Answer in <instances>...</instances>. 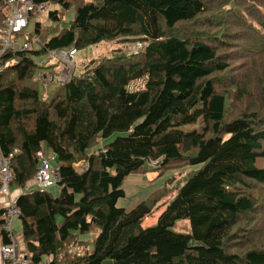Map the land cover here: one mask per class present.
Segmentation results:
<instances>
[{"label": "trees", "instance_id": "trees-1", "mask_svg": "<svg viewBox=\"0 0 264 264\" xmlns=\"http://www.w3.org/2000/svg\"><path fill=\"white\" fill-rule=\"evenodd\" d=\"M34 2L60 7L48 14L54 26L36 23L28 38L40 47L0 57V151L12 185H34L46 150L61 177L57 196L17 199L33 264H264V0ZM7 14L0 0V27ZM122 41L143 48L89 60L54 93L40 91L54 82L35 79L60 64L36 57ZM204 87L203 103L168 120ZM115 134L124 135L100 145ZM152 164L195 168L144 227L162 193L131 210L118 201L125 180ZM184 219L189 235L170 230ZM240 235L249 239L238 252Z\"/></svg>", "mask_w": 264, "mask_h": 264}, {"label": "rangeland", "instance_id": "rangeland-1", "mask_svg": "<svg viewBox=\"0 0 264 264\" xmlns=\"http://www.w3.org/2000/svg\"><path fill=\"white\" fill-rule=\"evenodd\" d=\"M51 10L59 9V6H51ZM75 7L70 8L66 14L64 19L60 22L59 29H68L71 25V22L73 21L75 17ZM49 12H46L37 18H35L32 21L31 26L29 27L27 33L31 34L33 33L34 24L41 23L44 27H52L54 26V23L51 22L49 16ZM40 47V44L34 47V49H37ZM143 46L139 44V42H112V43H101L96 46H92L90 48H87L82 51H78L74 57L73 66H74V75L79 76L83 72V67L85 66V63L92 59H99L106 56H111L112 52L116 49L122 50V52L128 56L138 54L142 50ZM50 53L46 54L43 57H36L35 60L37 64L42 65L45 62L49 63L53 60L55 62H58L60 64L59 70L62 68L63 63L60 60L51 59ZM261 69L264 70V66H260ZM48 71V70H47ZM45 69H43L40 74L41 77H37L35 80H45L41 81V83L46 82L47 84H50L47 80L50 75ZM44 77V78H43ZM57 83H51L49 86L40 85V91L41 92H47L50 94L54 93L57 88ZM207 92V88L204 87L200 90L198 95H196L190 102L186 104H176L175 107H173L169 111L168 120L174 122L177 121L181 116L185 115L191 108L198 105L202 102V98L204 94ZM254 103L256 100H254ZM257 103V102H256ZM200 105V104H199ZM124 134H115L109 139H104L101 141V146L105 144L112 143L115 138L118 136H123ZM45 156L50 159V163L57 167V162L54 159L52 160L53 154L50 150H46ZM82 164H80L81 166ZM157 167V164L150 165L146 171H143L141 174H132L130 175L123 184V190L125 192L124 198L120 199L118 201V207L124 208L127 210L133 209L136 205L140 204L141 202H145L151 197L155 196L158 192L162 193V197L158 195L155 196L156 201L158 203L155 205L153 214L150 217H147L145 219V222L143 224L144 227H150L156 224V221L158 219V216L161 215V213L165 210V206L168 204V202L175 196V194L178 191V188L184 183L185 179L188 177L191 170H194L195 167L190 166H184L180 167L179 169H174L166 172L155 170ZM81 168V167H80ZM78 168V169H80ZM14 185L12 186V188ZM16 187V186H15ZM37 188L35 186H32L31 190L32 192L35 191ZM53 194V196H57L59 194V187H53L49 190ZM14 229L16 232V239L18 244L21 243L22 238V231H21V222L20 220H16L14 222ZM170 230L177 234H184L189 235L191 233V225L189 219L179 220L177 221L174 226L170 228ZM99 233V232H98ZM98 233L96 232L93 237L96 238ZM243 235H240L237 243V249L238 252L240 250L247 247L246 242L249 239L248 237H242ZM91 237V236H90ZM92 238V237H91ZM19 240V241H18ZM23 242V239H22ZM19 244V245H20ZM24 245V244H23Z\"/></svg>", "mask_w": 264, "mask_h": 264}, {"label": "built area", "instance_id": "built-area-1", "mask_svg": "<svg viewBox=\"0 0 264 264\" xmlns=\"http://www.w3.org/2000/svg\"><path fill=\"white\" fill-rule=\"evenodd\" d=\"M7 9V18L0 27V42L2 50L0 57L6 51H29L40 44L37 36L29 40L27 33L32 21L38 16L49 12L51 5L47 3H36L34 0H3ZM35 25V24H34ZM53 58L60 60L63 65L57 76H49L48 81L65 84L70 81L74 74L73 61L77 53L76 50L68 52H49ZM41 77V76H40ZM44 78V77H43ZM45 152L39 153V163L35 176L34 186L37 190L49 191L58 186L61 180L58 168L50 163V159L45 156ZM56 160L53 155L52 160ZM14 173L11 170L9 160L0 151V210L4 209L0 219V238L4 237L7 243L0 247V264H33L32 259L27 255H18V242L14 229V222L19 220L20 211L17 199L12 198V181Z\"/></svg>", "mask_w": 264, "mask_h": 264}, {"label": "crops", "instance_id": "crops-1", "mask_svg": "<svg viewBox=\"0 0 264 264\" xmlns=\"http://www.w3.org/2000/svg\"><path fill=\"white\" fill-rule=\"evenodd\" d=\"M32 186H34V185H31V186H29V187H26V188H24V189H20V188H18V187H13L12 188V190H11V196H12V198H18V197H20L22 194H26V193H29V192H32V190H31V188H32ZM1 199H3V198H1ZM0 199V200H1ZM19 241V240H18ZM1 244H2V239L0 238V247H1ZM20 244V243H19ZM18 244V255L20 256V257H23V256H25L26 255V251H25V248H24V246L22 245V244H20L19 245Z\"/></svg>", "mask_w": 264, "mask_h": 264}]
</instances>
